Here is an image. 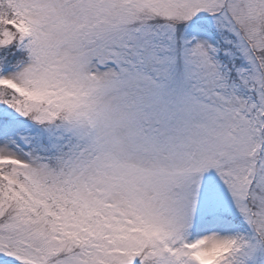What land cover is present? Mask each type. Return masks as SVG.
<instances>
[{
	"label": "snow or ice",
	"instance_id": "1",
	"mask_svg": "<svg viewBox=\"0 0 264 264\" xmlns=\"http://www.w3.org/2000/svg\"><path fill=\"white\" fill-rule=\"evenodd\" d=\"M0 264H264V0H0Z\"/></svg>",
	"mask_w": 264,
	"mask_h": 264
}]
</instances>
